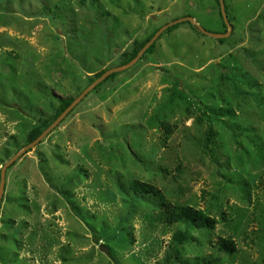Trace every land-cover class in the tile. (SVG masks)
<instances>
[{"label":"rangeland","instance_id":"374dc122","mask_svg":"<svg viewBox=\"0 0 264 264\" xmlns=\"http://www.w3.org/2000/svg\"><path fill=\"white\" fill-rule=\"evenodd\" d=\"M224 1L222 44L220 0H0V264H264V0Z\"/></svg>","mask_w":264,"mask_h":264},{"label":"trees","instance_id":"16d2710c","mask_svg":"<svg viewBox=\"0 0 264 264\" xmlns=\"http://www.w3.org/2000/svg\"><path fill=\"white\" fill-rule=\"evenodd\" d=\"M190 24V23H189ZM191 25V24H190ZM180 25H177V26H173L171 28L168 29L167 32H172L176 29H178ZM192 29L194 31H196L197 33H200L199 29L193 25H191ZM157 32L153 33L152 36L149 37L148 41L145 42L142 46L144 47L146 45V43H148L153 37L154 35L156 34ZM220 43H224L225 40L224 39H220L219 40ZM154 49H155V44H153L149 50H148V53H153L154 52ZM139 49L135 50L131 56V58L126 62V63H129L131 62L133 59H135L139 53ZM74 99L73 98H68V99H64V100H61V109H60V112L57 113L54 118H53V123L74 103ZM222 111V110H220ZM224 112V111H222ZM225 113L227 114H231L230 111H225ZM204 116H212V115H217L218 114V111H215V110H212V109H206L204 112H203ZM42 135V133L39 131L35 134H33L30 139H29V142H34L35 140H37L40 136ZM210 142L211 140L209 138H206L204 143H205V146L208 148V146H210ZM149 188L143 186V185H139V184H135V186L131 189H128L126 190L128 193H132V192H135V191H148ZM171 211V213H169ZM170 210L168 211V215H167V223L168 224H171V225H175L177 223H182L183 225H185L187 228V233L189 231L190 228H199V229H203V230H213L217 224V220L216 219H213L211 218L210 216L206 215L203 211H199V210H196L195 208H193L192 206H188V205H181L180 203H175L174 206L170 207ZM162 220V219H160ZM159 220V221H160ZM221 220L223 222H226L227 221V216L225 214L222 215L221 217ZM177 238H179L180 240V243L184 240H185V237H182L181 235H177ZM219 251L221 254L225 255V256H232L233 254H235L237 252V249H236V246L234 244L233 241L231 240H227V239H220L219 241ZM179 245L177 247V253H175L177 256H178V253H179ZM178 259V257H175ZM211 260H207V258H204V263L206 264H212V261L214 259V257H209ZM217 258H220V257H217ZM176 259V260H177ZM179 260V259H178ZM207 261V262H206Z\"/></svg>","mask_w":264,"mask_h":264},{"label":"water","instance_id":"95a60500","mask_svg":"<svg viewBox=\"0 0 264 264\" xmlns=\"http://www.w3.org/2000/svg\"><path fill=\"white\" fill-rule=\"evenodd\" d=\"M220 5H221V11H222V16H223V19H224V22H225V24H226V26L229 28V33L227 34V35H217V34H213V33H209V32H206V31H203V33L205 34V35H207V36H210V37H213V38H216V39H225L227 36H229L230 34H231V32H232V27H231V24H230V22H229V18H228V14H227V12H226V5H225V1L224 0H220ZM183 22H190L193 26H195V27H197L196 26V23H195V21H194V19L193 18H186V19H183V20H181V21H176V22H174V23H172V24H169V25H167V26H165L155 37H154V39L146 46V48L142 51V53H140L139 54V56L135 59V60H133L129 65H127L124 69H126V68H129V67H131L132 65H134L140 58H141V56L154 44V42L158 39V37L164 32V31H166V30H168L169 28H171V27H173L174 25H176V24H180V23H183ZM198 28V27H197ZM199 29V28H198ZM124 69H117V70H114V71H111L110 73H107L106 75H105V77L103 78V79H105L106 77H108L109 75H111V74H114V73H117V72H120V71H122V70H124ZM103 79H101V80H99V81H97L95 84H94V86L96 87ZM88 92H90V91H88ZM87 92V93H88ZM86 93V94H87ZM86 94H84L83 96H81L78 100H76L73 104H72V106L66 111V113L62 116V117H60L57 121H56V123H55V125H58L69 113H70V111L85 97V95ZM54 125V126H55ZM47 134H48V132H47ZM40 140V139H39ZM18 159V157L17 158H15V159H13L11 162H10V164H12L13 162H15L16 160ZM10 164H7L6 166H5V168L3 169V173H2V187L4 188V186H5V178H6V171H7V169H8V166L10 165ZM0 202H1V199H0ZM100 250L101 251H104L107 255L109 254V251H108V249H106L104 246H101L100 247Z\"/></svg>","mask_w":264,"mask_h":264}]
</instances>
